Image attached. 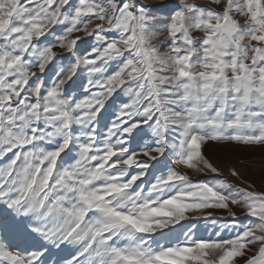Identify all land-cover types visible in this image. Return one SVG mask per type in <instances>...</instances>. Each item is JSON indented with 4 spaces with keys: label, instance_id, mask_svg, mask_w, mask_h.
Wrapping results in <instances>:
<instances>
[{
    "label": "snow or ice",
    "instance_id": "snow-or-ice-1",
    "mask_svg": "<svg viewBox=\"0 0 264 264\" xmlns=\"http://www.w3.org/2000/svg\"><path fill=\"white\" fill-rule=\"evenodd\" d=\"M211 145L264 161V0H0V264H264Z\"/></svg>",
    "mask_w": 264,
    "mask_h": 264
},
{
    "label": "rangeland",
    "instance_id": "rangeland-1",
    "mask_svg": "<svg viewBox=\"0 0 264 264\" xmlns=\"http://www.w3.org/2000/svg\"><path fill=\"white\" fill-rule=\"evenodd\" d=\"M208 154L214 161L219 162L222 168L235 165L249 180L256 184L258 190H264L260 180L261 164L264 161L261 160L258 152L253 153L251 156H245L240 149L211 145L208 149ZM241 160L251 161L252 167L245 169L244 165L240 163Z\"/></svg>",
    "mask_w": 264,
    "mask_h": 264
}]
</instances>
